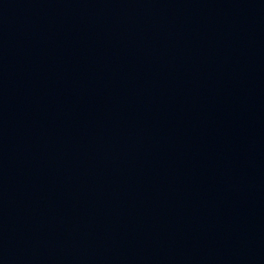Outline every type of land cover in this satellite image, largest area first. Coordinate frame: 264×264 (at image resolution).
I'll return each mask as SVG.
<instances>
[{
    "label": "water",
    "instance_id": "95a60500",
    "mask_svg": "<svg viewBox=\"0 0 264 264\" xmlns=\"http://www.w3.org/2000/svg\"><path fill=\"white\" fill-rule=\"evenodd\" d=\"M0 264H264V0H0Z\"/></svg>",
    "mask_w": 264,
    "mask_h": 264
}]
</instances>
